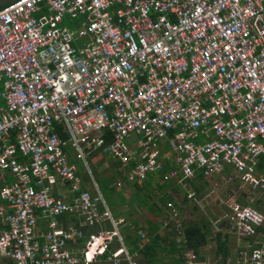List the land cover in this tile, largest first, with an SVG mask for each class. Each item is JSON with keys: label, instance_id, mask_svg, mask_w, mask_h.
<instances>
[{"label": "built area", "instance_id": "built-area-1", "mask_svg": "<svg viewBox=\"0 0 264 264\" xmlns=\"http://www.w3.org/2000/svg\"><path fill=\"white\" fill-rule=\"evenodd\" d=\"M164 148L183 186L200 173L264 193V0L0 7V264H137L88 159L117 161L120 186L159 170ZM227 209L234 256L187 251L182 264H264V215Z\"/></svg>", "mask_w": 264, "mask_h": 264}, {"label": "crops", "instance_id": "crops-1", "mask_svg": "<svg viewBox=\"0 0 264 264\" xmlns=\"http://www.w3.org/2000/svg\"><path fill=\"white\" fill-rule=\"evenodd\" d=\"M5 1H12V0H0V3L5 2ZM61 130H59V132H62V136L67 137V132L65 131V128L63 126H60ZM68 150V154L69 157L72 161L75 162V160L77 159L75 157L74 151L70 148H67ZM167 149L164 148V150L162 149V154L160 155V161H161V167L159 170L152 172L148 178L142 182H136L139 184L134 185L133 184H128L126 183L129 187L131 185V188H133L135 190V193H133V191L131 190L129 195L126 196L121 192V188H118L115 184V177L112 178V180L109 182L108 187H114L113 188V192H112V196L114 197V202L112 205L110 206V209L112 211V214L114 216V218L119 219V218H124L125 219V223L122 224V233L124 235V237L129 234L130 232H132V229L134 227H137L138 230L137 231L141 232V234L143 236H141V240H147L150 236V232H149V221L151 220H158L161 225H160V234L163 235L164 231H163V227L167 224V223H171L169 225L170 229L169 232L171 231L173 236L172 239H174L176 247L179 249L180 247H184L182 245V241L184 242V238L182 237V233L177 234L176 228H180L181 226L179 224H173V220L171 222H166V219L168 218L169 221V216L173 215V219L178 215L179 213V209L182 206V208L184 207V205L186 203H188L189 201L193 200V202L196 199V194L199 193L200 188L206 183V181H208V179L204 178L202 176V174L198 173L196 174L195 178L191 181H189V183L186 186L181 185L178 181L177 178H174L173 176H169V174H171V172L173 171V165L172 163L168 160L167 156ZM95 156H91L89 159L93 158ZM115 161V160H114ZM115 163H117L120 166V170L123 168L117 161H115ZM81 165V167H83V163H79V166ZM79 166H78V176L81 178V187L83 188H93L92 186V182H91V178L89 176V174L85 171L79 170ZM85 169V168H84ZM120 177H122L123 171H120ZM105 178H108V176H104ZM102 177V178H103ZM112 177V176H110ZM109 177V178H110ZM95 178V177H94ZM101 178V179H102ZM96 183L98 185V187L101 189V186L98 182V180L95 178ZM118 185V184H117ZM119 186V185H118ZM130 188V189H131ZM56 193L59 195H67L70 196V191H69V186L68 184H63V183H58V185L56 186ZM117 189H121L120 191ZM181 191L183 193L182 196V203L181 205H179L177 203V197L175 196V191ZM142 192L141 195H145V201L141 202L138 199V196L136 194V192ZM252 192H257V191H252ZM103 193V192H102ZM260 193V192H258ZM104 194V193H103ZM137 196V199L134 197ZM141 198V196H140ZM242 199L236 201L238 203H242L241 201ZM245 201L247 203H243V204H248L250 205V201L245 199ZM227 204H229L227 202ZM226 204V205H227ZM253 204V203H251ZM139 209H143V214L142 212H137ZM147 212L148 215L145 213ZM228 212L227 206L225 208V211H222V216H221V222L220 225L223 224V226L225 227L226 231H216V232H221L223 235V238L226 237L227 239V252L225 253H217L215 250V246L212 247V254L208 255V253L203 254L199 251V254L202 255L201 258H211V259H215L217 257H221L224 259L227 258H232L234 256L235 250L238 249L239 247V243L236 242V236L234 233H232L231 231H229L227 229V222H225L224 220V215L225 213ZM146 214V215H144ZM157 215H159V217H157ZM165 221V222H164ZM175 221V219H174ZM64 225L70 224V223H76L77 222V218L76 215H70L65 217L62 220ZM208 222V221H207ZM202 223V222H201ZM209 223V222H208ZM189 224H199V222H191ZM107 223L104 224V226L107 227ZM45 227V225H43ZM186 227V225H185ZM182 228V227H181ZM98 227H93L91 228V230H97ZM183 231V228H182ZM135 232V231H134ZM215 232V234H216ZM164 236V235H163ZM215 236V235H214ZM183 239V240H182ZM210 239V236L208 235V241ZM208 241L206 244H204L203 246L206 248L208 245ZM168 239L166 240V242H162L163 246H167L168 245ZM210 244V243H209ZM204 248V249H205ZM240 248V247H239ZM209 249V248H208ZM190 250V249H189ZM192 251V250H190ZM176 254H172L170 257L174 258ZM159 261L157 260L156 262H154L155 264L159 263V264H171V262H168V260L166 258H168V256H166V253H160L159 255ZM141 257V256H140ZM137 258L135 257V260ZM175 259V258H174ZM165 261V262H164ZM137 262V260H136ZM139 262H137L138 264ZM153 263V264H154ZM95 264V263H94Z\"/></svg>", "mask_w": 264, "mask_h": 264}, {"label": "rangeland", "instance_id": "rangeland-1", "mask_svg": "<svg viewBox=\"0 0 264 264\" xmlns=\"http://www.w3.org/2000/svg\"><path fill=\"white\" fill-rule=\"evenodd\" d=\"M88 161H89V166L93 172V176L98 180V182L103 177V175L108 177L114 176L115 184L119 180H121L122 177H120L118 173V171H121L120 166L117 163H115L113 159L109 158L107 155L97 154L95 155V157L88 159ZM81 162L82 161L79 159L75 160L77 169L79 163ZM84 168H85L84 166L83 167H81V165L79 166L80 171L85 170ZM116 186L118 188H121L122 190L121 189H117V190L119 191L121 190V192L126 196L129 195L131 190L133 191V193H135V190L131 188V185L129 187L126 183H123L120 186L116 184ZM141 193L142 192L140 191L136 192L139 201L143 202L145 201L144 200L145 195H141ZM175 193H176L175 196L177 197V203L181 205L182 203L181 199L183 193L180 190L175 191ZM196 195L197 196L194 202L193 200H191L188 203H186L183 208L182 206L180 207L178 215L174 218L175 221L174 219H169V221L168 219H166V222H171L173 220L172 223L174 225L179 224L183 228L185 225L194 221L199 222V224H201V222L203 223L204 221H208L209 229L211 231L209 235L210 239L208 241L209 247L207 246L205 248L204 246H202L199 248V251L203 254L206 253H208V255L212 254V250H213L212 247L215 246V243L213 241L215 232L220 231L221 229L223 231H226L225 227L223 226L224 223L220 225V222H221L222 211H225L227 202L230 203L233 201H238L240 199H247L250 201L249 202L250 204L253 203V205H251L252 207L256 208L264 215V193H258L252 191L245 192V189L240 188L239 183L235 181L225 180V177L221 175L209 178L208 181H206V183L200 188L199 193H197ZM137 196L134 195L136 199ZM137 212H142L143 214V209H139ZM145 213L148 215L147 212ZM170 224L171 223H167L163 227V231H164L163 235L168 238H172L173 236L172 232L171 231L169 232ZM182 249L183 250H181V254L190 251L186 247H182ZM135 256L137 258L136 259L137 262H139L138 264H153V263H145L142 257H140V254L136 253ZM95 264H112V263L107 260L101 259L97 261Z\"/></svg>", "mask_w": 264, "mask_h": 264}, {"label": "trees", "instance_id": "trees-1", "mask_svg": "<svg viewBox=\"0 0 264 264\" xmlns=\"http://www.w3.org/2000/svg\"><path fill=\"white\" fill-rule=\"evenodd\" d=\"M6 3H8V1L0 3V7L5 5ZM58 129L61 130L60 125L58 126ZM59 133L62 135L61 131ZM118 173H120V171H118ZM112 178H114V176L110 178L103 177L102 179L99 180L100 182L99 184L101 186L102 192L104 193V196L109 205L113 204L114 202L113 199L115 197V196H112L114 187L113 188L108 187V184L112 180ZM136 184H139V183L134 182V185ZM241 201L242 203H247L245 199H242ZM250 205H253V204H250ZM157 217H159V215H157ZM148 224H149L148 228H149L150 236L146 241L141 240L142 238L140 234L138 233V231L136 233V230H138L137 227H134L132 229V232H130L124 237L125 245L129 253L133 255L134 258L136 257L135 256L136 253L140 254V256L142 257L145 263H154L157 260L158 261L160 260L158 255L163 252V253H166V256H168V258L166 259L168 260V262H171V264H182V254H181V250H183L182 247L178 249L176 247L174 239L168 238L160 234L159 230H160L161 223L158 220L157 221L150 220ZM210 232L211 231L209 229V225L207 221H204L203 223L196 224V225L187 224L186 227L185 226L183 227L184 242L182 241V245L194 251L196 254L200 255L199 248L207 243L208 235H210ZM167 239H168V242H167L168 245L163 246L162 242H166ZM213 239L215 243V250L217 253L227 252V239L226 237L223 238V235L221 232H216ZM174 253L177 256V257H174L176 259L170 257ZM106 255L107 253L103 257L105 258ZM199 257H202V255H200ZM121 264H126V263L121 262Z\"/></svg>", "mask_w": 264, "mask_h": 264}]
</instances>
